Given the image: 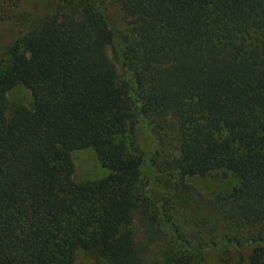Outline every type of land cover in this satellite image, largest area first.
I'll list each match as a JSON object with an SVG mask.
<instances>
[{
	"label": "trees",
	"instance_id": "trees-1",
	"mask_svg": "<svg viewBox=\"0 0 264 264\" xmlns=\"http://www.w3.org/2000/svg\"><path fill=\"white\" fill-rule=\"evenodd\" d=\"M111 1L0 0V264H264V0Z\"/></svg>",
	"mask_w": 264,
	"mask_h": 264
},
{
	"label": "rangeland",
	"instance_id": "rangeland-1",
	"mask_svg": "<svg viewBox=\"0 0 264 264\" xmlns=\"http://www.w3.org/2000/svg\"><path fill=\"white\" fill-rule=\"evenodd\" d=\"M31 2L33 0H26ZM43 1V0H36ZM105 6L108 17L111 23L119 27L122 22V14L118 10L117 5L111 0H100ZM9 27L7 23L5 25L0 24V42L5 41L8 34ZM117 70L118 66L116 65ZM9 105H26L28 106L31 102V97L27 89L21 85H16L7 92ZM136 133L139 148L144 152L148 153L153 144V140L150 134L146 131L144 125L137 121ZM71 158L73 162V179L76 182L83 183L97 180L106 174V170L98 163L93 151L91 149H83L74 151L71 153ZM145 182V179H142ZM194 186L205 193L227 191L230 189L232 184L235 182L233 175L228 174L225 177H221L218 173L213 172L211 174L205 175L200 178L189 179ZM248 249L243 251L246 255ZM238 251L230 250L227 252L220 251H209L205 255L204 264H236L235 260L237 258ZM94 256L92 253L78 250L74 256V264H94Z\"/></svg>",
	"mask_w": 264,
	"mask_h": 264
}]
</instances>
